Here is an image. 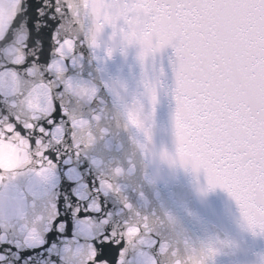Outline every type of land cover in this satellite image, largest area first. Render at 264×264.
<instances>
[{
    "label": "snow or ice",
    "instance_id": "obj_1",
    "mask_svg": "<svg viewBox=\"0 0 264 264\" xmlns=\"http://www.w3.org/2000/svg\"><path fill=\"white\" fill-rule=\"evenodd\" d=\"M172 170L264 242V0H0V264L237 257L165 207Z\"/></svg>",
    "mask_w": 264,
    "mask_h": 264
},
{
    "label": "water",
    "instance_id": "obj_2",
    "mask_svg": "<svg viewBox=\"0 0 264 264\" xmlns=\"http://www.w3.org/2000/svg\"><path fill=\"white\" fill-rule=\"evenodd\" d=\"M187 135L191 139L188 140L186 155L198 160L201 158V152L193 149L196 147L199 133L189 126ZM159 191L165 207L194 232L202 236L218 234L223 239L240 244L241 252L237 257H222L218 264H233V261L243 264L247 259L248 264H258L261 256H264V242H254L237 229L238 209L225 192L217 189L205 198L198 197L192 189L190 178L182 170L166 172L165 182L160 184ZM188 209L194 213L192 217L186 215ZM248 250L250 257L246 255Z\"/></svg>",
    "mask_w": 264,
    "mask_h": 264
}]
</instances>
